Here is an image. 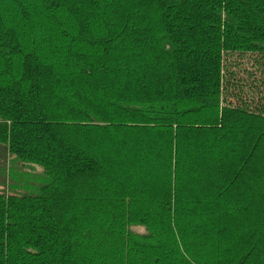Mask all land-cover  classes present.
I'll return each instance as SVG.
<instances>
[{"label":"trees","instance_id":"16d2710c","mask_svg":"<svg viewBox=\"0 0 264 264\" xmlns=\"http://www.w3.org/2000/svg\"><path fill=\"white\" fill-rule=\"evenodd\" d=\"M0 157V264H264V0H0Z\"/></svg>","mask_w":264,"mask_h":264},{"label":"rangeland","instance_id":"374dc122","mask_svg":"<svg viewBox=\"0 0 264 264\" xmlns=\"http://www.w3.org/2000/svg\"><path fill=\"white\" fill-rule=\"evenodd\" d=\"M259 56L252 53L233 55L226 59L227 71L234 77L229 83L227 94L232 102H238L239 98L251 99L255 102L256 96L261 90L263 76ZM231 85V87H230ZM229 94V95H228ZM254 95V96H253ZM8 161L0 157V169L8 166ZM40 172V170H38Z\"/></svg>","mask_w":264,"mask_h":264}]
</instances>
